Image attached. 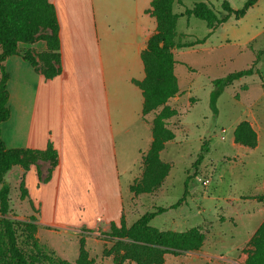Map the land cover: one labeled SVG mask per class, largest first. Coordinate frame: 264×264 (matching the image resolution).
<instances>
[{
  "label": "crops",
  "instance_id": "obj_1",
  "mask_svg": "<svg viewBox=\"0 0 264 264\" xmlns=\"http://www.w3.org/2000/svg\"><path fill=\"white\" fill-rule=\"evenodd\" d=\"M151 1L50 0L59 25L60 74L45 79L19 54L4 62L9 74L6 88L10 110L9 118L0 123L4 145L9 149L43 150L50 142L58 158L46 181H39L34 165L27 171L13 166L4 177L7 183L13 175L18 188L23 176L26 196L21 199L18 189L17 203L28 208L21 216L35 217V237L40 243L47 242L40 235L43 228L61 229L62 234L83 237L87 243V234L118 223L125 209L124 189L130 193V186L142 175V155L153 140L151 121L155 113H142L143 95L135 82L145 76L141 52L156 32L155 18L147 12ZM19 48L30 49L35 55L45 49V43L19 44ZM178 49L173 50L174 74L179 64ZM185 66L191 68L187 61ZM178 87L179 94L168 104L180 115L181 95L189 94L190 86L181 88L178 82ZM251 99L246 117L233 123L228 140L232 147L243 149V156L258 149L264 134V89L260 96ZM190 101L192 97L184 104V110L192 107ZM242 120L248 121L256 132L254 148L234 142V129ZM185 128L181 122L174 139L165 144L160 155L169 144L181 143L178 132ZM137 164L140 171L124 188L123 176L130 175ZM196 170L192 169V177ZM169 175L170 170L162 187ZM263 188L261 183L256 193L246 198L208 200L195 209L187 204L186 192L182 204L187 209L182 210L185 217L182 214L177 222L172 221L174 227L165 226L163 219L162 226L167 229H158L185 231L202 223L210 227L199 250L165 254L163 264H243L251 248L249 241L264 220V201L254 199ZM245 201L251 204L243 208ZM10 206L14 210L11 202ZM156 207L166 206L156 203ZM218 211L224 215L217 216ZM198 216L202 221L196 225L185 230L175 227L189 224ZM239 222L243 227L240 238L223 229L226 223L236 227Z\"/></svg>",
  "mask_w": 264,
  "mask_h": 264
},
{
  "label": "trees",
  "instance_id": "obj_2",
  "mask_svg": "<svg viewBox=\"0 0 264 264\" xmlns=\"http://www.w3.org/2000/svg\"><path fill=\"white\" fill-rule=\"evenodd\" d=\"M258 0H246L244 5L234 10L228 1L221 3L222 15L215 12L205 2L194 3L181 13H174L173 4L180 0H152L147 12L155 18L156 32L149 38L146 48L141 52L145 76L135 84L143 95L142 113L154 112L151 121L153 140L149 149L142 155L143 172L141 177L130 186L133 194L153 193L163 183L170 170V164L160 159V152L165 144L175 137L167 121L178 114L168 101L179 94L177 78L174 74V49L204 42L206 37L219 25L226 22L230 15L236 19L243 17ZM195 17L206 23L208 35L195 42H181L176 31L179 17ZM45 43V49L33 54L30 49H20L19 44ZM21 55L45 79H51L61 72L59 25L54 5L50 0H0V123L10 116L8 108V90L6 84L9 74L4 62L12 55ZM264 48L258 50L249 67L231 72L224 77L215 78L209 94V106L216 114V101L224 89L233 82L259 75L257 65ZM260 77H262L260 75ZM247 85H242L245 89ZM234 142L244 147L254 148L257 144L256 132L246 120L240 121L234 129ZM203 143L192 169H197L203 158ZM207 151L208 148L205 147ZM49 161L46 177L58 164L57 153L50 142L43 150L6 148L0 134V264H96L85 247V239L79 238V251L74 262L60 259L35 237L37 225L35 217L29 216L20 222L13 219L10 206V186L5 182V175L13 166H20L27 171L37 159ZM188 179V178H187ZM186 179V180H187ZM264 182V176H263ZM187 182H185V189ZM20 198L26 196L23 176L18 186ZM186 197H182L168 207H155L145 212L129 226L125 225L122 215L120 226L112 222L107 235L113 241L112 246L104 248L102 255L112 257L113 264H163L165 254L179 255L183 252L199 250L209 230L208 223L191 227L185 231L160 230L151 225V220L169 209L181 206ZM264 201V188L254 197ZM14 216V215H13ZM22 226L29 249L19 245L17 227ZM250 249L243 264H264V220L249 241ZM48 252H45L47 251Z\"/></svg>",
  "mask_w": 264,
  "mask_h": 264
},
{
  "label": "rangeland",
  "instance_id": "obj_3",
  "mask_svg": "<svg viewBox=\"0 0 264 264\" xmlns=\"http://www.w3.org/2000/svg\"><path fill=\"white\" fill-rule=\"evenodd\" d=\"M224 0H180L173 4L174 13H181L185 8H191L194 3L205 2L213 8L219 15L223 14L221 3ZM234 9H240L246 0H226ZM176 31L181 42H195L208 35L206 23L193 16L179 17L176 24ZM205 42L195 43L191 46L181 47L176 53L179 64L175 66V74L181 88L190 86L189 94H182L180 99V115H176L167 121L168 127L174 133L180 129L181 122L186 125L182 132H178L179 144H169L167 149L161 153L160 159L170 164V175L165 186L162 185L153 193H129L124 189L125 209L124 222L129 226L143 213L153 211L158 204H171L177 202L185 192V182H187L186 201L189 207L194 209L199 204L208 200L241 197L256 193L258 186L264 184V134L261 136L258 149L252 151L248 156L241 155V150L232 147L228 140L231 137V126L238 119H244L247 115V107L251 98L260 96L264 89V54L260 56L257 65L259 75H252L239 79L227 86L223 94L221 93L216 104V114L209 106V93L212 89V80L224 77L227 74L249 67L255 58L258 50L264 48V0H258L246 14L236 19L232 14L229 19L215 28L206 38ZM188 62L190 69L185 66ZM260 75L262 77H260ZM242 84L247 85V90L241 88ZM192 97V107L184 110V104L188 98ZM261 104L264 106L263 102ZM225 128L226 132L221 133ZM221 136L226 138L224 141ZM185 138V139H183ZM204 146L203 158L199 163L196 173L210 178L207 187H203L192 176V165L196 161L197 154ZM205 147L208 150H205ZM170 161V162H169ZM39 181L43 180L48 172L49 161L42 157H37L34 164ZM140 171L138 164L134 167L130 175L123 176V186L134 179V175ZM188 176L186 177V174ZM190 174V175H189ZM131 176V177H130ZM133 177V178H132ZM186 178L187 181H186ZM10 186V202L12 218L20 222L26 220L23 217L28 208L17 203L18 188L13 175L7 178ZM165 188V189H164ZM155 196V197H154ZM131 197V199H130ZM211 197V198H210ZM251 203L245 201L243 208L250 206ZM180 207V206H179ZM169 209L165 214L157 215L151 221V225L167 229L174 227L171 222H177L180 215L185 217L182 210H187L185 206ZM182 212V213H181ZM14 215V216H13ZM224 215L221 211L217 216ZM202 216V215H201ZM167 223L162 226V221ZM202 221L200 216L190 219L189 224L177 226L178 229H187ZM120 226V221L116 223ZM225 231H231L240 238L243 233L242 224L237 226L231 223L223 225ZM59 230L61 233H57ZM110 225L105 229H99L95 233H89L90 237L85 243L89 256L94 259L96 264H113L112 257H104V248L112 246L113 241L107 235ZM86 235L85 233H80ZM42 239L47 240L42 244L52 251L56 257L74 262L79 251V239L73 234H62L61 229L43 228L40 229ZM17 237L19 245L29 249L25 243L26 237L22 226L17 227ZM45 252H48L45 251ZM168 256H174L168 254ZM177 257V256H175ZM132 264V263H125Z\"/></svg>",
  "mask_w": 264,
  "mask_h": 264
},
{
  "label": "built area",
  "instance_id": "obj_4",
  "mask_svg": "<svg viewBox=\"0 0 264 264\" xmlns=\"http://www.w3.org/2000/svg\"><path fill=\"white\" fill-rule=\"evenodd\" d=\"M221 132L224 133L225 131L222 129ZM193 178L198 183H200L203 187H207L208 184L210 183V178L209 177H206V176H202V175H199V174H194L193 175Z\"/></svg>",
  "mask_w": 264,
  "mask_h": 264
}]
</instances>
